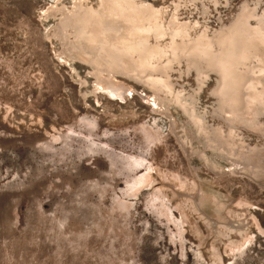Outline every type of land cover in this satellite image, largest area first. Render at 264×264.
<instances>
[{
	"label": "rangeland",
	"instance_id": "1",
	"mask_svg": "<svg viewBox=\"0 0 264 264\" xmlns=\"http://www.w3.org/2000/svg\"><path fill=\"white\" fill-rule=\"evenodd\" d=\"M52 1L0 0V264H264L255 167L215 150L182 105L155 108L135 79L118 75L123 98L95 92L90 65L55 38L56 18H41ZM136 2L165 8V20L175 13L213 48L243 6L256 5ZM257 6L263 15L264 0ZM173 66L174 88L196 96L205 127L234 128L246 146L264 148L263 124L229 127L215 115L218 72L204 70L199 87L195 68ZM203 183L222 194L220 218L196 203Z\"/></svg>",
	"mask_w": 264,
	"mask_h": 264
},
{
	"label": "bare ground",
	"instance_id": "2",
	"mask_svg": "<svg viewBox=\"0 0 264 264\" xmlns=\"http://www.w3.org/2000/svg\"><path fill=\"white\" fill-rule=\"evenodd\" d=\"M70 1V7L56 8L61 0H53L40 15L42 20L56 18L52 31L61 40L65 55L90 65L95 92L123 98L128 89L123 88L118 75L143 83L154 96L151 105L157 109L158 104L164 109L171 103L182 105L215 150L254 166L253 176L264 180V148L246 146L234 128L205 127L202 113L195 110L196 96L183 87L175 89L170 79L173 63L182 61L187 71H198L199 87L205 83L204 70H214L219 75L213 91L215 115L229 127L241 125L250 130L264 125L258 121L264 115V14H256L261 0H254L255 7L243 6L231 28L215 38V48L209 47L202 31L190 36V27L178 22L175 13L165 20V8L136 0ZM210 1L218 5V0ZM253 17L257 27L249 25ZM165 38L168 41L162 43ZM185 72L181 70L180 74ZM80 85L84 88L82 81ZM222 200L221 192L209 183H203L196 195V202L216 218L224 210Z\"/></svg>",
	"mask_w": 264,
	"mask_h": 264
},
{
	"label": "water",
	"instance_id": "3",
	"mask_svg": "<svg viewBox=\"0 0 264 264\" xmlns=\"http://www.w3.org/2000/svg\"><path fill=\"white\" fill-rule=\"evenodd\" d=\"M196 200V199H195ZM197 203V202H196Z\"/></svg>",
	"mask_w": 264,
	"mask_h": 264
}]
</instances>
